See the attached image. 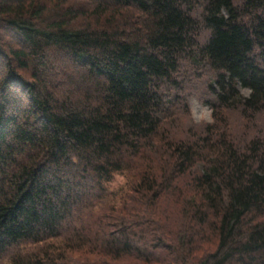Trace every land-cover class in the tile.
Here are the masks:
<instances>
[{"label": "trees", "instance_id": "1", "mask_svg": "<svg viewBox=\"0 0 264 264\" xmlns=\"http://www.w3.org/2000/svg\"><path fill=\"white\" fill-rule=\"evenodd\" d=\"M231 110L264 113V0H0V264H264V140Z\"/></svg>", "mask_w": 264, "mask_h": 264}, {"label": "rangeland", "instance_id": "2", "mask_svg": "<svg viewBox=\"0 0 264 264\" xmlns=\"http://www.w3.org/2000/svg\"><path fill=\"white\" fill-rule=\"evenodd\" d=\"M204 35H202L203 37ZM203 39V38H202ZM187 65L184 66V69ZM191 68V67H190ZM192 69V68H191ZM193 71V70H192ZM187 71L188 75L184 79V88L181 92L182 96L178 93L179 97H183L186 100L188 109V121L191 120L194 126L197 128L205 127L208 123L212 122V108L211 102L214 99V95L210 90V83L212 79V73L207 69H202L192 72ZM239 91L242 95L248 96L249 89L238 86ZM178 101V100H176ZM182 106V105H181ZM201 107L206 108L209 113V119L203 120L199 123L195 122L191 115V109L196 108L199 110ZM183 110V106L180 107ZM225 116L228 123L232 129L234 136L244 135L246 137H254L258 135V138L264 140V113H260L256 116L254 121L248 122L242 118L241 114L237 110L227 111ZM187 123L186 120H184ZM125 182V177L123 175H116L112 187H121ZM170 207H175L169 202ZM123 263V262H122Z\"/></svg>", "mask_w": 264, "mask_h": 264}, {"label": "clouds", "instance_id": "3", "mask_svg": "<svg viewBox=\"0 0 264 264\" xmlns=\"http://www.w3.org/2000/svg\"><path fill=\"white\" fill-rule=\"evenodd\" d=\"M191 115L193 120L197 123L209 119V113L207 109L203 107H201L199 110H197L196 108L191 109Z\"/></svg>", "mask_w": 264, "mask_h": 264}]
</instances>
